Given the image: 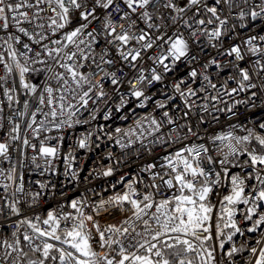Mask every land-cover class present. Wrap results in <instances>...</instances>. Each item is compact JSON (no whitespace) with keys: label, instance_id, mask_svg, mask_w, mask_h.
<instances>
[{"label":"snow or ice","instance_id":"obj_1","mask_svg":"<svg viewBox=\"0 0 264 264\" xmlns=\"http://www.w3.org/2000/svg\"><path fill=\"white\" fill-rule=\"evenodd\" d=\"M241 2L247 12L237 0H214L211 6L205 0H0V65L4 72L0 75V129L7 127L0 137V216L6 220L21 217V195L30 197L29 207H33L47 193L55 194L56 185L50 178L35 181L37 191L25 189L20 168L29 159L26 149L32 150L30 161L39 175H60L55 162L62 159L63 176L78 181L74 152L76 148L90 150L93 133L77 138L67 153L62 152L63 136L49 133L87 124L82 110L105 98L103 81L109 80L114 89L124 82L110 70L116 60L107 46H113L119 60L137 72L127 81L130 87L121 95L117 112L129 102V95L136 99L137 107L144 108L153 99L147 88L162 83L165 75L181 63L189 68L188 78L202 80L207 87L197 90L186 86L184 78L174 80L171 89L176 95L163 92L165 98L155 102V109L168 108L178 96L188 109L185 117L195 106L218 122L214 112L232 120L238 116V105L254 109L259 103L264 108V35L246 38L244 48L235 43L223 47L234 26L229 28L228 18L221 17L220 5L229 11L240 8V20L246 16L253 21L264 18V0ZM161 9L174 13L170 15L171 34L164 31L168 24ZM201 10L210 16L202 17ZM45 13L46 19L42 15ZM97 22L98 26L92 27ZM181 25L187 36L179 30ZM100 37H104L106 46L97 54ZM208 48L230 59L209 57L201 63ZM249 56L254 58L250 66H242ZM89 60L88 70L81 71ZM149 61L151 64L145 67ZM212 67L218 70L217 75L231 69L219 89L208 72ZM34 74L43 75L42 85L33 82ZM13 76L18 80L10 83ZM229 82L236 86L229 88ZM208 88L216 91L203 97L213 102L212 112L208 103L196 105L192 99L207 93ZM20 90L35 97V105L24 99L21 106L16 96ZM240 93H246V99L216 107L222 95ZM95 111L89 113L91 120L96 119ZM162 115V121L151 114L136 120L139 134L131 127L115 128V133L129 137L126 143L120 138L115 143L122 150L136 142L147 147L143 141L157 133L153 145H172L189 136L204 140L191 124L170 128L167 135L163 134L162 128L175 121L167 110ZM110 118L111 111L106 112L104 119ZM144 120L149 122L147 132L142 128ZM205 123L201 115L199 124ZM181 129L185 130L183 137ZM108 138L113 139L111 134ZM13 150L18 154L15 162ZM160 159L162 162L149 163L140 170L150 183L139 175L128 179L125 174L110 186L115 190L122 185L123 191L91 205L95 216L109 209L122 213L117 223L101 226L94 215L85 213L90 205L81 195L67 204L75 214L64 211L61 204L59 212L50 209L43 217L35 214L16 219L14 230L0 237V264H264V120L251 127L229 124L227 130L209 135L207 143L182 144ZM97 174L110 177L114 168L107 166ZM238 236L247 239L237 244Z\"/></svg>","mask_w":264,"mask_h":264},{"label":"built area","instance_id":"obj_2","mask_svg":"<svg viewBox=\"0 0 264 264\" xmlns=\"http://www.w3.org/2000/svg\"><path fill=\"white\" fill-rule=\"evenodd\" d=\"M177 2H181V0H177ZM205 2L211 6L214 0H205ZM237 3H240V8H244L247 12V7L241 2V0H237ZM221 17L228 18V27L231 28L234 26V31L230 32L227 37L224 39L223 47L228 48L231 44H239L242 48H244L243 41L250 36H259L264 35V18H257L255 21L251 19L250 16H246L244 20L238 19V12L240 8L234 7L231 11L228 10L227 6L220 5ZM161 14L164 18V21L167 22L168 26L164 29L169 34H171L173 30V26L170 22V15H174L170 10L161 9ZM11 15V14H9ZM45 15L46 13L42 14ZM187 15H191L189 12ZM202 17L207 18L210 14H206L201 10ZM241 25H244L243 27ZM25 27L29 28V31H32V28L24 24ZM70 25L69 27H74ZM98 22L94 23L92 27H97ZM140 27H144L143 23H140ZM209 28L213 27L212 25L207 26ZM179 30L184 32L187 36V30L181 26H179ZM10 31H14V29H10ZM2 34V33H0ZM20 35L19 33H16ZM155 31H153V35H155ZM24 42L31 43L27 40L26 37H22ZM106 46V41L104 37H100L99 45L95 47V52L99 54L101 50ZM109 48L111 57L116 60V63L111 66L110 70H114L117 72V76L122 78L124 82L121 84L119 88H115L110 83L109 80L105 79L103 81V89L107 93L105 98L101 100L98 104L93 105L90 103L88 110H82V115L84 119H88L89 122L87 124L76 125L71 129L65 128L62 132H52L49 135L53 136H63L62 141V152L67 153L70 146L75 145L76 139L80 136L92 132V144L90 145V150H81L79 148L75 149L74 155L76 159L73 162V168L79 174L78 181H70L69 178L63 176L64 164L63 160H57L55 162L56 167L60 170L61 174L58 176L50 177V174H45L44 176L39 175L38 170L34 168L31 164L30 157L33 154L31 149H26L27 156L29 159L26 161L25 166L20 168V171L25 175V189L31 191H37L38 186L34 183L37 180L46 181L49 178L51 182L56 185L54 190V195L49 192L47 193L39 203H37L33 207H29L30 197L20 196L22 203L20 205L22 209L21 217H12L11 220H6L5 217L0 216V237L7 236L10 231L14 230V221L19 218H23L25 216L31 217L35 214H39L42 217L46 216V213L50 209H55L57 212L61 211L60 205L64 204V211L73 212L70 207H67L68 202H70L73 198H78L81 195H84L89 201V207L84 209L86 214H92L95 216V213L92 212L91 205L98 202L101 198H107L109 195L114 194L115 191H123L122 185H118L115 190H113L110 186L119 180L120 176L127 174V178L130 179L133 175H139L144 178L145 183H150L148 180L147 174L141 172L140 170L145 167L149 163H160L161 157H163L166 153H171L176 149L180 148L182 144H188L190 142L195 141L196 143H207V137L209 135H214L222 130H227V126L229 124H243L246 127H251L254 123L260 120H264V108H261L259 103L257 107L254 109H250L248 105H238L236 111L238 112V116L229 120L227 115L224 113L214 112L213 115L218 116L219 120L214 121L211 115L206 113H201L197 107H193L191 112L187 117L183 114L188 111L184 107L182 100L177 96L176 99L170 102L169 107L166 109H155V102L160 100H164L163 92H167L172 95H176L172 92L171 84L174 80H179L180 78H184L187 81L186 86H191L195 89H199L200 87H207L206 82L202 80H198L193 82L190 78L187 77V72L189 68L185 63L179 64L171 73L165 75L164 81L160 84H153L152 86L147 88V92L149 95L153 97L151 102H147L144 108L137 107V101L134 97L130 95L128 98V103L124 105L121 111H115L116 105L120 101L121 95L128 92L129 84L128 80H131L134 76L137 75L136 70L132 69L126 62L120 61L117 53L113 46H107ZM33 48L36 49L37 46L33 45ZM22 50V49H21ZM246 51V49H245ZM209 57H214L217 60L223 61L230 58L221 57L217 54L215 49L208 48L207 54L202 56L201 63L207 61ZM253 57H248V62L244 65L245 67L250 66L251 60ZM91 60L86 62V67L81 69V71H87L88 66L91 65ZM151 64L149 61L144 66L147 67ZM37 67H40L37 65ZM197 71H201L199 65L195 66ZM217 69L214 67L208 70L210 76L213 79V82L217 84V88L219 89L220 84L225 80L228 76L231 69H226L224 72L217 75ZM3 66L0 65V75H3ZM12 80H18L16 76L10 77L9 81L11 83ZM34 83L38 85H42L44 81V77L41 74H34L32 77ZM18 86V85H17ZM235 83L229 82V88L235 87ZM215 95L216 91L208 88L207 93H199V97L192 98L195 100L196 105H200L203 103L209 104V112H212V103L211 101H205L203 99L204 95ZM17 98L21 101L24 99H28L33 105L36 103L35 97L27 96L22 90L16 93ZM246 93L233 94L231 97L222 95L220 97V103H217L216 107L224 108L227 105L234 103L239 99H246ZM0 99H2V95H0ZM95 99V96H93ZM5 107V114H7L8 109ZM13 107H17V105H13ZM96 109L95 115L96 119L91 120L89 117V113ZM169 111L171 117L175 121L173 125H166L162 128V133L167 135L170 128H175L179 125H187L191 124L195 131L199 133V136L204 137V140H197L195 137L189 136L187 140H182L181 142L172 144V145H153L151 142L154 140L155 135H159V133L154 134V136H149L143 142L147 145V147H142L140 142L134 143L130 148L122 150L119 145L115 143L117 138L122 139L123 142H127L129 137H123L121 134L115 133V128L120 127L121 129H129L130 127L134 129L137 134H139L140 129L136 128V120L141 117L148 116L151 114L152 117H155L158 121H162L165 118L163 117V111ZM111 111V118L108 120L104 119V114L106 112ZM79 115V114H78ZM203 115L205 124H199V118ZM121 116H125L126 119H120ZM6 123V122H5ZM149 127L148 120H144L142 122V128L147 132ZM7 131V127L0 129V137H3L4 133ZM109 134L112 135L113 139H109ZM243 134V133H240ZM180 135L183 137L185 135V130H180ZM97 137L99 139L97 140ZM29 138H31L29 136ZM131 139L135 140L136 137L133 136ZM36 142V141H34ZM97 144L99 147H97ZM210 148L212 145H208ZM15 149V146H13ZM108 153H112L111 158L108 157ZM215 155V151L212 152ZM17 152L13 150L12 158L13 162L17 159ZM119 161V163H117ZM107 166H112L114 168V175L110 177H104L102 175H98V172H102ZM7 167V165H5ZM156 171H161L159 168ZM233 171H239V169H233ZM141 190H143V185H140ZM2 191V190H0ZM222 191V190H221ZM63 193V195H61ZM19 195V194H18ZM73 214H75L73 212ZM123 218V214L114 210L109 209L108 211L102 212L100 215L95 216V219L100 223L101 226L108 223H117L120 219ZM89 227L91 225L89 224ZM23 232L24 229L22 228ZM94 231V230H93ZM251 235V234H249ZM247 236H238L235 238V242L239 244L241 241L246 240ZM254 242V241H252ZM227 247V246H226Z\"/></svg>","mask_w":264,"mask_h":264}]
</instances>
